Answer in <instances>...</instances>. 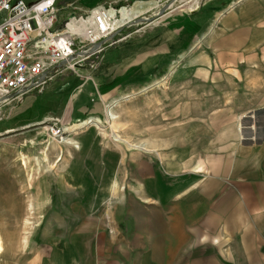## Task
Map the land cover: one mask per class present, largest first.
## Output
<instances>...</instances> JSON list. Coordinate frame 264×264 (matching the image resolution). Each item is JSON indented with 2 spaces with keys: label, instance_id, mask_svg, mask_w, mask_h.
I'll list each match as a JSON object with an SVG mask.
<instances>
[{
  "label": "crops",
  "instance_id": "crops-1",
  "mask_svg": "<svg viewBox=\"0 0 264 264\" xmlns=\"http://www.w3.org/2000/svg\"><path fill=\"white\" fill-rule=\"evenodd\" d=\"M158 1L58 7L62 21L101 4L156 18L107 48L78 83L60 75L24 95L18 105L30 106L15 120L94 118L158 80L179 96L171 129L104 154L92 203L54 233L47 264H264V0H201L160 14Z\"/></svg>",
  "mask_w": 264,
  "mask_h": 264
},
{
  "label": "rangeland",
  "instance_id": "rangeland-1",
  "mask_svg": "<svg viewBox=\"0 0 264 264\" xmlns=\"http://www.w3.org/2000/svg\"><path fill=\"white\" fill-rule=\"evenodd\" d=\"M200 1L159 0L158 14L176 8L197 10ZM65 4L59 0L57 7ZM139 16L142 29L156 18ZM65 76L76 77V83L81 78ZM158 81L106 102L94 118L70 123L61 116L45 121L27 116L19 122L14 117L28 109V102L0 103V264H47L54 233L69 225L68 216L78 205L92 203L105 173L104 154L144 146L158 131L172 128L173 98L177 103L179 93L167 81ZM109 105L116 116L110 125ZM51 126L62 131L53 135ZM67 139L73 143H65Z\"/></svg>",
  "mask_w": 264,
  "mask_h": 264
},
{
  "label": "built area",
  "instance_id": "built-area-1",
  "mask_svg": "<svg viewBox=\"0 0 264 264\" xmlns=\"http://www.w3.org/2000/svg\"><path fill=\"white\" fill-rule=\"evenodd\" d=\"M58 1L0 0V103L42 93L60 75L82 77L80 71L95 69L107 48L142 29L141 16L121 17L123 6L101 4L62 21ZM49 128L53 135L62 131Z\"/></svg>",
  "mask_w": 264,
  "mask_h": 264
},
{
  "label": "bare ground",
  "instance_id": "bare-ground-1",
  "mask_svg": "<svg viewBox=\"0 0 264 264\" xmlns=\"http://www.w3.org/2000/svg\"><path fill=\"white\" fill-rule=\"evenodd\" d=\"M129 12H130L129 9H121V14H122L121 17L122 18L128 17L129 16ZM106 112H107V122L110 125L112 123V120L116 119V116L112 113L111 107H108V109L106 110ZM94 122H95L96 126L99 127L98 122L97 121H94ZM65 143L72 144L73 142H72V140L67 139L65 141Z\"/></svg>",
  "mask_w": 264,
  "mask_h": 264
}]
</instances>
